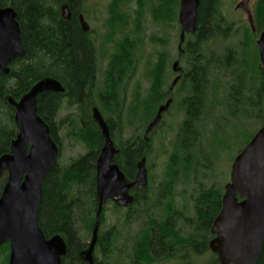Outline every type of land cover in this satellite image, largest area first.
I'll return each instance as SVG.
<instances>
[{"label":"trees","instance_id":"obj_1","mask_svg":"<svg viewBox=\"0 0 264 264\" xmlns=\"http://www.w3.org/2000/svg\"><path fill=\"white\" fill-rule=\"evenodd\" d=\"M64 3L69 4L66 14H63ZM82 4L83 0H0V8L14 10L24 48V56L9 64V73H0V157L10 154L11 141L17 134L14 109L7 99L18 101L37 82L45 79L57 81L62 89L39 94L36 99L38 116L48 125L52 141L61 149L57 136L61 126L54 119L65 104L74 109L80 121L72 131L88 148L86 154L71 160L67 166L56 165L41 187L38 226L46 239L56 235L63 239L66 254L61 264H88L83 253L91 241L98 207L95 164L101 147V135L92 119V110L100 106L97 110L110 137L122 139L114 163L127 181L134 180L136 163L151 155V145L141 137L159 104L168 97L162 88L163 70L169 59L165 50L170 39L167 29L177 24L179 0H110L106 10L108 18L104 22L109 30L99 39L97 32H85L77 21L83 11ZM145 17L166 28L161 35L147 39L156 49L163 48L155 57L143 55L146 39L143 38L142 21ZM251 18L254 33L248 23L247 27L234 28L233 23L226 21L220 14L219 0H199L196 31L186 34L184 43L179 49L177 46V61H181L179 88L185 97V120L174 145L179 155L167 166L157 192L151 189L148 177L145 189L131 192L134 197L130 207L113 205L116 219L112 224L107 223L103 208L93 264H193L192 257L210 253L208 243L213 237L210 229L221 208L222 189H200L193 201V217L187 218L176 211L170 200L173 177H177L179 166H182L183 175L190 172L192 148L200 138L195 125L203 109L211 67L230 75L234 83L231 86L233 99H243L245 91L254 94L256 103L247 97L249 107L257 106L256 114L261 113L264 72L257 59L255 39L264 30V0L256 1ZM231 31L234 35L239 31L242 34L243 43L239 47L241 55L244 54L241 62L231 49L222 58L213 53L206 56L208 44L228 38ZM116 35L118 38L114 39ZM251 50L256 57L249 55ZM105 58L108 63L99 80L97 67ZM242 64L250 65L251 70L247 71L252 74L254 87H246ZM142 79L149 85L145 102L140 96ZM151 89L161 91L154 101ZM111 118L117 120L116 130H113ZM70 125L74 127V123ZM126 132L130 135L125 139ZM5 180L6 177L0 179V192ZM1 251L6 253L7 247L2 246ZM210 264H218L213 254ZM256 264H264V242Z\"/></svg>","mask_w":264,"mask_h":264},{"label":"water","instance_id":"obj_2","mask_svg":"<svg viewBox=\"0 0 264 264\" xmlns=\"http://www.w3.org/2000/svg\"><path fill=\"white\" fill-rule=\"evenodd\" d=\"M199 0H180L178 24L179 45L185 34L196 31ZM242 8V4L236 6ZM64 9L63 14H65ZM251 22V21H250ZM82 28L87 31L84 23ZM260 65L264 69V30L256 42ZM24 56L16 14L12 8H0V73L8 74V65ZM178 62L173 64L176 71ZM176 78L172 85L178 82ZM60 84L52 79L37 82L19 101L8 98L14 108L17 135L10 145V154L0 157V176L6 172L7 182L0 197V246L10 245L9 264H61L66 246L60 236L46 239L37 222L41 187L45 177L54 169L58 147L51 140L48 126L37 115L36 99L45 92H60ZM170 100L160 107L146 134L158 124ZM104 147L96 162V193L98 207L91 242L84 253V261L93 264L92 253L97 241L100 214L105 202L114 199L120 207L130 205L123 193L137 187L145 188L147 173L145 160L138 163V174L133 183L125 184L116 165H111L115 153L109 130L99 112L93 110ZM209 250L219 264H256L264 242V123L249 144L237 155L231 166L230 180L224 187L221 209L212 223Z\"/></svg>","mask_w":264,"mask_h":264},{"label":"rangeland","instance_id":"obj_3","mask_svg":"<svg viewBox=\"0 0 264 264\" xmlns=\"http://www.w3.org/2000/svg\"><path fill=\"white\" fill-rule=\"evenodd\" d=\"M256 1L257 0H219V11L226 21L234 24V28L238 25L247 27V17L252 14ZM109 2L110 0H83V4L80 6L83 10V17L80 15L82 21L88 24L92 32H97V39L104 37L103 35L109 30L104 23L108 18L106 10ZM238 4H242L241 9L236 7ZM176 25H174L172 29H167L170 39L165 50L169 55V59L163 72L164 76L169 79L170 76L173 75L171 68H173L175 62H178V65L172 79H174L175 76L180 79L179 70L181 68V61H177L176 57L178 53L177 46L180 27ZM165 29V27L155 25L150 17L144 18L142 21V30L143 38L146 39V41L144 46L145 53H143V55L155 57L158 52L163 51V48L156 49L147 39L150 36L161 35V32L165 31ZM232 31L234 32L235 30ZM231 34L228 38L225 37L222 38L221 41L219 40L208 44L207 51H205L206 56L213 53L215 56L222 58L221 56L231 49L235 57L238 58L237 60L241 62L244 54L242 52L241 55L242 48H240L243 43L241 31L235 35L233 33L232 36ZM115 37L114 39L118 38L117 35ZM187 40L189 41L190 38H187ZM249 55L252 58L254 56L256 57L255 51L253 50L249 51ZM105 57H107V54ZM106 63H108L107 58L97 67L99 80H102ZM241 68L245 72L247 81L246 87H254L255 81L252 80V74L248 72L251 70L250 65L247 66V64H242ZM260 68L264 70L261 65ZM142 71L143 67L141 66L140 73ZM137 75L138 74L135 75L136 79H138ZM207 76L208 81L202 106L203 109L199 113L196 124V130L199 132L200 138L198 144L192 148V161L190 160L193 163H189L191 169L188 175H183L182 166H179L177 177H173L174 184L171 190L172 195H170V200L176 211L182 212L187 218L193 217V201L196 199L200 189L218 187L222 189L223 194V187L229 182L231 165L235 157L260 129L263 124L262 120L264 121V98L259 106L261 113L256 114L255 109L257 106H255L256 108L254 109H250L247 99V97L252 98L253 102L256 103L254 94L252 95V93L249 94L245 91V97L243 99H233V88L231 86L234 83H231V78L228 77L230 75L219 72L215 70L214 67H211ZM169 79L164 80V87L171 81ZM175 89L176 94L170 106V111L168 109L162 121L158 123L157 127L149 136L152 152L151 155L146 158L145 168L148 177L151 178L150 187L156 192L158 191L157 188L161 187V183L164 180L163 178L164 174H166L165 171L167 166H169L174 156L176 157L179 155L177 151L179 149H176L174 145L176 143L177 132L185 120V112L183 111V99L185 97L180 92L179 82L176 84ZM97 109H101L100 106H97ZM75 116L76 112L74 109L67 108L65 104H62L54 119L55 123L61 126L57 131V136L62 145L57 161V165L60 168L67 166L71 160L88 152L87 145L83 141L77 139L75 136L76 133L72 131L76 129L80 122ZM111 121L114 126L113 130H116L118 127L117 120L111 118ZM70 122L74 123L73 128ZM122 132L123 130L121 133ZM129 135L130 133L126 132L124 138L126 139ZM120 138L112 139V147L115 151L116 146L121 144L120 140L122 139ZM103 147L104 139L101 137V147L99 150L103 149ZM115 214L116 211L113 208V203L108 202L105 206V218L108 224H112L115 221ZM179 225L183 227L182 223H179ZM182 229H184V227ZM211 259L212 254L208 252L200 257H192L193 264H210Z\"/></svg>","mask_w":264,"mask_h":264},{"label":"flooded vegetation","instance_id":"obj_4","mask_svg":"<svg viewBox=\"0 0 264 264\" xmlns=\"http://www.w3.org/2000/svg\"><path fill=\"white\" fill-rule=\"evenodd\" d=\"M69 4H67V3H64L62 6H68ZM77 21H79V17H77ZM80 22V21H79ZM173 72V75L175 74V72L174 71H172ZM173 75H171L170 76V79L169 78H166V76H164V74H163V81L165 80V79H169V80H171L170 82H169V84H166V86L164 87V85L162 86V88L165 90V92L167 93V95H168V97L166 98V100L164 101V103L161 105V104H159V106L157 107V109H156V113H157V111H158V109H159V107H164V105L166 104V102L167 101H171L170 102V104H169V106L166 108V110L161 114V120H160V122L162 121V118L164 117V115L168 112V109H169V111H170V106H171V104H172V102H173V98H174V95L176 94V89H175V86L176 85H174L173 87H172V82H173V80H175L176 79V76H175V78L174 79H172V77H173ZM180 77V76H179ZM148 82H146L145 80H143L142 79V82H141V85H140V89H142L141 90V92H140V96H141V101L143 102V100H144V102H145V99H146V96H147V89H148ZM150 93H151V95L152 96H154V99H153V101L154 100H156V99H158L159 97H160V95H161V91L159 90V89H157L156 91H153L152 89L150 90ZM145 108V107H144ZM184 111V110H183ZM156 113H155V115H156ZM157 127V126H156ZM155 127V128H156ZM195 128H196V125H195ZM142 139H143V141H145L146 143H148V141L146 140V138H143L142 137ZM148 144H150L151 145V142H149ZM119 155V151H118V153H117V155L116 156H118ZM113 162V164H115L114 163V158H113V160H112ZM138 163V162H137ZM137 163H136V170H137ZM5 183H6V181L4 182V185H3V187H2V189H1V192H0V196H1V194H2V192H3V189H4V186H5ZM137 190V189H136ZM126 195V194H125ZM129 195L130 196H132V197H134V195H132V193L130 192L129 193ZM2 246H6L7 247V252L6 253H2V251H1V247ZM2 246H0V264H4L5 262V264H9V243L8 242H6V243H4V245H2Z\"/></svg>","mask_w":264,"mask_h":264},{"label":"bare ground","instance_id":"obj_5","mask_svg":"<svg viewBox=\"0 0 264 264\" xmlns=\"http://www.w3.org/2000/svg\"><path fill=\"white\" fill-rule=\"evenodd\" d=\"M178 9H179V6H178Z\"/></svg>","mask_w":264,"mask_h":264}]
</instances>
